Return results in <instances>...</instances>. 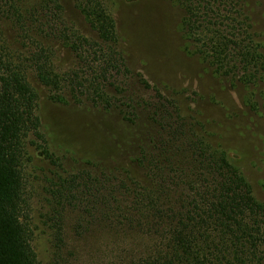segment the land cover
Listing matches in <instances>:
<instances>
[{
  "label": "trees",
  "instance_id": "1",
  "mask_svg": "<svg viewBox=\"0 0 264 264\" xmlns=\"http://www.w3.org/2000/svg\"><path fill=\"white\" fill-rule=\"evenodd\" d=\"M74 1L96 37L68 19L66 0H0V264H43L32 243L24 173L28 140L41 128L40 96L31 76L57 101L67 92L97 106H121L122 112L125 106L134 111L132 125L150 126L135 158L146 182L94 163L57 175L50 189L57 255L66 243L68 206L86 204L101 220L121 217L119 226H109L136 237L125 264H262L264 201L241 168L194 117L183 115L141 72L134 74L107 0ZM178 3L185 10V37L206 62L247 84L260 80V45L240 24L230 31L219 20L234 10L239 17L244 0ZM62 49L77 55L85 75L58 65ZM120 74L136 76L155 94L144 98L124 89L122 98H109V84L123 90L110 80Z\"/></svg>",
  "mask_w": 264,
  "mask_h": 264
},
{
  "label": "rangeland",
  "instance_id": "2",
  "mask_svg": "<svg viewBox=\"0 0 264 264\" xmlns=\"http://www.w3.org/2000/svg\"><path fill=\"white\" fill-rule=\"evenodd\" d=\"M107 2L117 23L119 47L134 74L141 72L183 115L203 125L211 142L229 152L255 196L264 201V69L260 80L251 84L217 72L186 39L181 25L185 10L178 0ZM66 6L68 19L84 35L96 37L75 1L66 0ZM227 16L219 19L225 30L234 31L240 24L244 35L255 40L264 54V0H244L239 17L235 10L232 17ZM58 52V65L63 70L85 75V65L75 53ZM110 80L123 88L116 90L109 84L106 89L112 99L122 98L124 89L144 98L155 94L136 76L120 74ZM31 81L40 96L41 128L40 135L28 140L24 173L27 216L39 259L43 264H125L133 254L130 244L136 237L123 227L109 226H119L121 217L101 220L86 204L68 206L66 243L57 255L50 189L59 173L76 172L89 163L146 182L144 169L135 158L150 126L132 125L134 111L125 106L124 112L121 106H97L87 96L74 97L67 92L62 94L63 101H57L48 87L33 76ZM94 165L91 168L97 172Z\"/></svg>",
  "mask_w": 264,
  "mask_h": 264
}]
</instances>
